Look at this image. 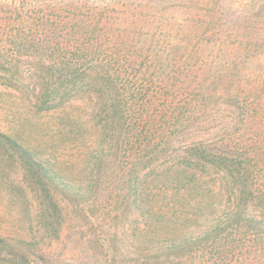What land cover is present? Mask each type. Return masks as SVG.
Instances as JSON below:
<instances>
[{
    "label": "trees",
    "instance_id": "1",
    "mask_svg": "<svg viewBox=\"0 0 264 264\" xmlns=\"http://www.w3.org/2000/svg\"><path fill=\"white\" fill-rule=\"evenodd\" d=\"M148 2L143 26L107 24L116 16L81 26L58 18L42 41L35 40L39 27L14 34L0 44V84L17 89L28 75L35 108L47 106L66 131L97 139L91 163L98 179L118 181L136 194V205L149 204L152 225L164 229L166 264H264V135L252 130L264 117V74L245 92L238 73L250 57L264 61V25L249 22L260 2H250L251 15L233 0ZM161 69L165 84L155 85L147 77ZM85 83L95 91L91 106L77 104L88 100ZM88 116L99 119L91 133ZM217 122L236 128L212 137ZM12 130H0V166L18 157L60 183V172ZM174 149L170 165L153 167ZM120 156L129 159L122 176Z\"/></svg>",
    "mask_w": 264,
    "mask_h": 264
},
{
    "label": "rangeland",
    "instance_id": "2",
    "mask_svg": "<svg viewBox=\"0 0 264 264\" xmlns=\"http://www.w3.org/2000/svg\"><path fill=\"white\" fill-rule=\"evenodd\" d=\"M148 1L0 0V44H8L20 31L29 34L37 27L35 40L42 41L51 25L61 24L58 18L65 19L61 25L72 20L68 24L81 26L97 23L96 19L102 17L116 16L117 19H109L107 24L118 28H127L129 23L143 26L144 14H151ZM233 1L242 3L244 14L251 15L253 9L249 5L253 0ZM259 2L260 8L255 11L259 16H253L249 22L264 25V0ZM18 19L26 23L20 26ZM39 24L44 25L35 26ZM250 60L251 57L238 72L244 77L245 83L241 85L245 92L253 83H259L264 74V61ZM170 71L174 72L172 68ZM194 72L201 70L195 68ZM166 77L161 69L158 74L150 72L147 78L159 85L161 81L165 84ZM23 78L26 81L17 89L0 84V130L14 132L15 127V132L20 134L19 141L40 151L42 160L54 166L61 176L60 183L48 182L18 157L10 158L11 167L0 166V264H166V256L160 250L164 229L162 224L152 225L147 215L149 204L136 205V194L128 196L131 193L128 186L118 181L99 180V172L91 163L97 157L94 153L97 139L89 133L80 136L66 131L60 126L57 114L47 112V106H41L42 111L35 108L30 91L33 86L28 75ZM82 90L88 100H78L77 104H94L91 97L95 91L87 83ZM260 96L264 104V91ZM245 98L244 102L249 105L254 103L247 93ZM14 116L23 126L13 125ZM86 118L84 129L91 133L99 119ZM260 120L263 125L252 127L257 138L261 133L264 135V117ZM226 127L236 128L232 123L217 122L212 125V137L225 132ZM177 151L162 155L153 167L170 165V156ZM121 157L119 168L107 164L105 169L128 170V157ZM12 251L23 253L27 261L15 258Z\"/></svg>",
    "mask_w": 264,
    "mask_h": 264
}]
</instances>
